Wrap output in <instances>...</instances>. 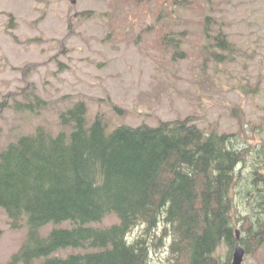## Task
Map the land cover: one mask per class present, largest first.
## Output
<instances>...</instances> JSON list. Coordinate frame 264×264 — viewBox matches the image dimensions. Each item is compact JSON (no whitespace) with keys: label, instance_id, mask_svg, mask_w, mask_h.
<instances>
[{"label":"trees","instance_id":"obj_1","mask_svg":"<svg viewBox=\"0 0 264 264\" xmlns=\"http://www.w3.org/2000/svg\"><path fill=\"white\" fill-rule=\"evenodd\" d=\"M107 1L108 23L122 27L121 0ZM207 21L204 46L220 60L215 48L232 53L234 45L222 30L212 35ZM170 25L155 30L176 47ZM15 107L36 110L34 102ZM58 119L56 134L37 126L0 150V208L12 228H27L6 264H151V252L166 240L163 264H230L237 240L246 254L264 247V143L237 148L233 134L207 133L192 115L107 130L100 114L87 122L83 101L59 111ZM236 181L247 203L239 217L231 197ZM108 215L117 221L98 226ZM48 223L53 227L41 236ZM138 226L142 231L130 239ZM221 245L225 257L217 253ZM66 248L77 251L60 255Z\"/></svg>","mask_w":264,"mask_h":264},{"label":"rangeland","instance_id":"obj_2","mask_svg":"<svg viewBox=\"0 0 264 264\" xmlns=\"http://www.w3.org/2000/svg\"><path fill=\"white\" fill-rule=\"evenodd\" d=\"M165 1L121 0L127 13L122 27L118 22L112 29L107 0H0V150L37 126L56 134L59 111L76 101L85 103L88 123L100 114L107 130L192 115L207 133L233 134L237 148L263 144L264 0H177L173 8ZM207 19L212 35L222 30L234 45L232 53L215 48L220 60L204 46ZM166 21L176 47L155 30ZM26 101L34 102V112L15 107ZM251 160L249 154L244 175ZM239 183L231 190L237 217L247 210ZM116 221L108 215L97 225ZM26 229L12 228L0 208V264L21 247ZM235 229L239 236L238 222ZM165 242L151 252V264L165 262ZM226 249L221 245L217 253L225 257ZM71 251L77 249L59 254ZM256 251L245 253L243 264H264V247Z\"/></svg>","mask_w":264,"mask_h":264},{"label":"water","instance_id":"obj_3","mask_svg":"<svg viewBox=\"0 0 264 264\" xmlns=\"http://www.w3.org/2000/svg\"><path fill=\"white\" fill-rule=\"evenodd\" d=\"M73 3H74V0H73ZM236 238L237 239L239 238L237 234H236ZM244 254H245V249L242 247V245L237 240L236 243L234 244L230 264H243Z\"/></svg>","mask_w":264,"mask_h":264}]
</instances>
